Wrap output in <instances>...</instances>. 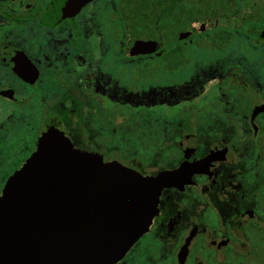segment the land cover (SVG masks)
I'll list each match as a JSON object with an SVG mask.
<instances>
[{"label":"flooded vegetation","instance_id":"af4514ba","mask_svg":"<svg viewBox=\"0 0 264 264\" xmlns=\"http://www.w3.org/2000/svg\"><path fill=\"white\" fill-rule=\"evenodd\" d=\"M60 133L188 169L114 264H264V0H0V194Z\"/></svg>","mask_w":264,"mask_h":264},{"label":"water","instance_id":"95a60500","mask_svg":"<svg viewBox=\"0 0 264 264\" xmlns=\"http://www.w3.org/2000/svg\"><path fill=\"white\" fill-rule=\"evenodd\" d=\"M42 139L0 194V264H114L145 233L187 167L142 174Z\"/></svg>","mask_w":264,"mask_h":264}]
</instances>
